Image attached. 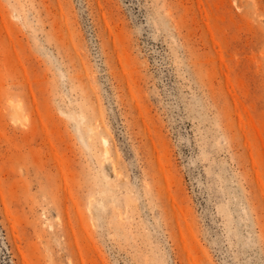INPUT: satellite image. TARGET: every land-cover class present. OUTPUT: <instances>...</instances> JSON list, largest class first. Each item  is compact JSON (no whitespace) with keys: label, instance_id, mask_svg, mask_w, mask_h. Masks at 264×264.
Instances as JSON below:
<instances>
[{"label":"rangeland","instance_id":"1","mask_svg":"<svg viewBox=\"0 0 264 264\" xmlns=\"http://www.w3.org/2000/svg\"><path fill=\"white\" fill-rule=\"evenodd\" d=\"M0 264H264V0H0Z\"/></svg>","mask_w":264,"mask_h":264},{"label":"bare ground","instance_id":"2","mask_svg":"<svg viewBox=\"0 0 264 264\" xmlns=\"http://www.w3.org/2000/svg\"><path fill=\"white\" fill-rule=\"evenodd\" d=\"M106 153H108V149L106 150Z\"/></svg>","mask_w":264,"mask_h":264}]
</instances>
